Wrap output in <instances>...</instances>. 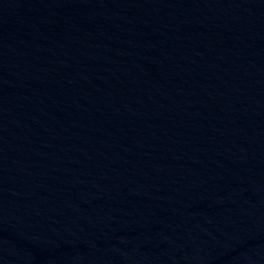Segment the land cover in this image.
<instances>
[{
	"label": "water",
	"instance_id": "obj_1",
	"mask_svg": "<svg viewBox=\"0 0 264 264\" xmlns=\"http://www.w3.org/2000/svg\"><path fill=\"white\" fill-rule=\"evenodd\" d=\"M0 264H264V0H0Z\"/></svg>",
	"mask_w": 264,
	"mask_h": 264
}]
</instances>
